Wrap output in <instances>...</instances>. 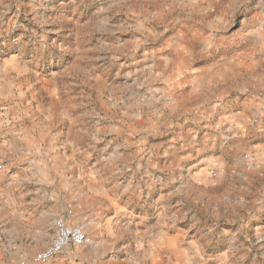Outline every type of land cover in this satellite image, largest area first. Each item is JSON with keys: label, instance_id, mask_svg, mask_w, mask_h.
Wrapping results in <instances>:
<instances>
[{"label": "rangeland", "instance_id": "1", "mask_svg": "<svg viewBox=\"0 0 264 264\" xmlns=\"http://www.w3.org/2000/svg\"><path fill=\"white\" fill-rule=\"evenodd\" d=\"M263 130L264 0H0V264H264Z\"/></svg>", "mask_w": 264, "mask_h": 264}, {"label": "built area", "instance_id": "2", "mask_svg": "<svg viewBox=\"0 0 264 264\" xmlns=\"http://www.w3.org/2000/svg\"><path fill=\"white\" fill-rule=\"evenodd\" d=\"M56 229L53 239L38 253L37 264H49L52 259L71 246H83L86 238L81 228L67 224L62 218L54 222Z\"/></svg>", "mask_w": 264, "mask_h": 264}, {"label": "crops", "instance_id": "3", "mask_svg": "<svg viewBox=\"0 0 264 264\" xmlns=\"http://www.w3.org/2000/svg\"><path fill=\"white\" fill-rule=\"evenodd\" d=\"M241 104H243V108L235 114L232 113V115H231L232 117H230V119L232 121L231 124H233V125H231L228 128L229 131L233 130V131L238 132L237 133L238 135H239V132H241V131H243L245 134H247L249 132V129H250V127H249V114L252 113V111L250 109L254 108V104L248 105L245 102H243ZM97 253H98L97 249L95 250V249H91L88 247H83V249L76 251L75 258H73L69 263H66V264H124L123 260H121L119 262L118 260H115L112 258H110V259H106V258H102V257L99 258L97 256ZM129 264H132V263H129Z\"/></svg>", "mask_w": 264, "mask_h": 264}]
</instances>
